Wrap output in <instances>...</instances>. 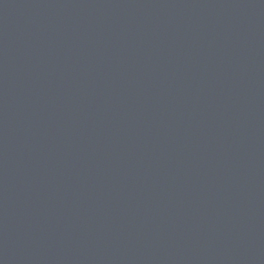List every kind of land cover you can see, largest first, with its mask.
Masks as SVG:
<instances>
[{
  "label": "water",
  "instance_id": "95a60500",
  "mask_svg": "<svg viewBox=\"0 0 264 264\" xmlns=\"http://www.w3.org/2000/svg\"><path fill=\"white\" fill-rule=\"evenodd\" d=\"M0 264H264V0H0Z\"/></svg>",
  "mask_w": 264,
  "mask_h": 264
}]
</instances>
